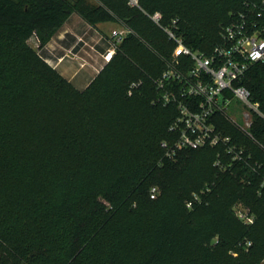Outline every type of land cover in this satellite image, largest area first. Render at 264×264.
<instances>
[{
	"label": "trees",
	"instance_id": "trees-1",
	"mask_svg": "<svg viewBox=\"0 0 264 264\" xmlns=\"http://www.w3.org/2000/svg\"><path fill=\"white\" fill-rule=\"evenodd\" d=\"M97 1L0 0V216L24 206L40 213L35 228L20 233L0 223V264H224L242 250L244 264H264L258 173L245 162L215 166L222 146L183 149L173 158L162 147L176 137L169 127L177 109L153 102V79L166 67L155 52L170 56L176 44L143 11H160L164 23L178 18L184 43L209 54L234 14L260 0ZM74 13L92 26L121 20L132 30L84 90L28 43L35 34L42 49ZM129 39L146 61L126 46ZM241 83L264 113V63L252 65ZM137 111L150 126L148 117L160 116L162 129L139 124ZM218 125L264 165L262 118L251 128L254 139L224 115ZM44 186H62L60 200ZM244 195L253 224L234 211Z\"/></svg>",
	"mask_w": 264,
	"mask_h": 264
},
{
	"label": "built area",
	"instance_id": "built-area-1",
	"mask_svg": "<svg viewBox=\"0 0 264 264\" xmlns=\"http://www.w3.org/2000/svg\"><path fill=\"white\" fill-rule=\"evenodd\" d=\"M129 4L140 7L138 0H129ZM143 11L176 44V54L167 60L165 69L153 79L157 90L153 102L177 109L169 127L176 137L162 142L166 155L173 158L183 149L222 146L223 151L218 152L215 166L227 170L234 162H245L258 173L260 189L264 191V165L258 161L253 163L252 154L234 143L218 125V117L226 116L227 106L233 98L248 108L242 115L245 126L238 127L249 137L254 139L251 128L255 118L264 120L259 103L252 101L249 89L241 83L252 65L264 63V0L246 2L244 10L235 13L232 20L224 25L221 40L209 54L193 50L184 43L178 34V18L164 23L160 11ZM129 32L132 30L128 26L113 30L111 45L103 54L104 65L112 61L117 46ZM142 83V80L131 83L129 94L138 90ZM225 156L230 158L228 164L223 160ZM157 194L158 188L153 187L151 197L155 198ZM192 204V201L187 202L188 207ZM234 211L244 223H254L255 215L248 207L239 204Z\"/></svg>",
	"mask_w": 264,
	"mask_h": 264
},
{
	"label": "rangeland",
	"instance_id": "rangeland-1",
	"mask_svg": "<svg viewBox=\"0 0 264 264\" xmlns=\"http://www.w3.org/2000/svg\"><path fill=\"white\" fill-rule=\"evenodd\" d=\"M88 1L92 3L98 2L97 0H88ZM125 26L126 24L124 23V21L121 20H112L109 22L100 23L97 26H92L88 22H86L83 19V17L80 16L78 13H74L70 17V19L65 23V25L62 26L52 38V42L50 43L51 52L54 51L56 53L57 51H61L64 57L68 58L67 64H70L69 68H67L66 63H64V65L66 64V68L70 71V74L77 71V74H79V78L84 79L86 75L89 74V67L83 66L86 64L85 58L88 59V57H90L91 59H93L94 62L98 61L99 65L103 67L104 66L103 54L105 53L106 49L111 45V40H112L111 34L113 30L123 29L125 28ZM128 34H130V32ZM135 35L139 36L138 34ZM28 43L33 48L39 50V52L43 56L50 54V52H48L47 49H44V47L42 49H39L38 37L35 34L29 38ZM118 46H117V53L119 51ZM126 46H130V48L134 49L135 52H139L137 53V55L140 61L147 60V56L142 51V49H140V47L136 45L135 40L129 39L126 43ZM85 48L88 49L89 53L92 52L93 58L91 57V54L85 51ZM176 52L177 51H175L174 49V51L170 56L164 53L160 54V52L157 53L155 52V54H157V56L161 58V62L165 64L168 59H170L173 55L176 54ZM69 59H72L74 61L76 60L78 63H73ZM67 69L64 70L65 71L64 73H66ZM60 70H63V68H60ZM67 74L68 73H66L65 75ZM21 78H22V72L19 70L17 74L18 82L15 86L16 87L15 89L17 90H20L23 85L24 77L23 79ZM94 78L91 80V82L94 80ZM73 84H75L76 87H80V88H82L84 85L82 82H75ZM246 110H248V108L243 107V105L238 99L233 98L228 104L226 110L225 117L228 119V124L232 126L234 125V127L241 130L239 127L245 126L242 115L243 112ZM136 117H140L139 124L144 125L149 129L152 130L157 129L158 131H160V129H162L163 127L162 125H160L161 123H163V119L160 116H156V117L152 116L151 118L148 117L150 121H153L155 123L154 125L151 126L150 123L143 121L141 112L137 111ZM235 124H237V126ZM123 134L124 133H122V136ZM204 171L206 172V175L209 173L208 168ZM58 173H60V171L57 169L56 174ZM44 187L46 188V190H49V192L52 194L51 196L52 199L54 198V200L56 201L60 200L62 186H44ZM240 189L244 191L246 190L245 187H241ZM239 204L248 207L251 210V203L249 201L248 195H244L241 201L235 203L234 207ZM136 205L137 204H133L134 207H136ZM253 205L257 209L262 210V204L255 203ZM13 210L14 211L9 215L0 216V223L2 226H4L5 228H10L11 230H14L17 233H20L24 230L27 231V229L30 226L35 228L34 226L35 222L33 221L35 218L38 217V215H40V213H36L34 209L27 206L18 207ZM247 258L248 256H246V254L243 253V250L242 253L239 251H235L233 256L231 255L230 257H227L225 259L224 264H244V261Z\"/></svg>",
	"mask_w": 264,
	"mask_h": 264
},
{
	"label": "crops",
	"instance_id": "crops-1",
	"mask_svg": "<svg viewBox=\"0 0 264 264\" xmlns=\"http://www.w3.org/2000/svg\"><path fill=\"white\" fill-rule=\"evenodd\" d=\"M51 42H52V40L44 47V49H47V51L50 52L49 55L44 56L45 59L47 60V62L49 64H51L54 68H56L62 75H64L65 77L68 75L66 78H68L72 83L82 82L84 84L82 88H80V87H77V88L84 89L85 87H87L90 84L91 80L102 69V66L99 65L98 61L94 62L93 59L88 57V59L85 58L86 64L83 66L89 67V74H87L84 79L79 78V74H77V71L70 74V71L67 69L70 66V64H67L68 58L64 57V55H63V53H61V51H57L56 53L54 51L51 52V48H50ZM85 51L87 53H89L88 49H86V48H85ZM89 54H91V57L93 58L92 52ZM69 60L72 61L73 63H78L76 60L75 61L72 59H69ZM64 63L67 64V68H66V64L64 65ZM60 68H63V70H60ZM66 69H67L66 73H68L67 75H65L66 73H64L65 72L64 70H66ZM98 69H100V70H98Z\"/></svg>",
	"mask_w": 264,
	"mask_h": 264
}]
</instances>
